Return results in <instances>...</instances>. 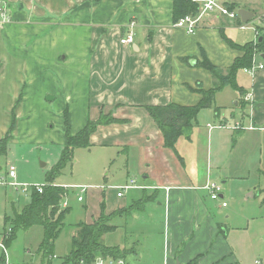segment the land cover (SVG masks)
<instances>
[{"label": "crops", "instance_id": "crops-1", "mask_svg": "<svg viewBox=\"0 0 264 264\" xmlns=\"http://www.w3.org/2000/svg\"><path fill=\"white\" fill-rule=\"evenodd\" d=\"M1 1L6 5L9 21L0 19V116L8 117V126L0 127V140L8 133L13 114L17 121L25 112V106L35 105L43 114L52 112L44 94L33 98L31 90L45 83L54 91L57 86L65 85L70 92L65 103L79 98L75 113L80 115L79 127L73 129L75 117L71 108L69 111L59 109V113L65 115V131L66 117L72 134L77 135L89 121H97L102 114L113 115L119 122L99 126L90 138L91 147H123L125 163L128 155L132 157L136 162L135 171L141 177L140 188L127 191L132 198L129 202L122 200L127 192L118 197L115 190L116 196L108 200L107 189L98 187L101 190L99 207L93 212L88 202L85 206L87 217L92 218L84 223L92 224L102 213V202L109 216L142 201L139 208L112 219L110 225L117 229L103 237V241L107 238L109 241L104 245L128 251L126 258L118 261L124 264H188L197 259L198 264H250L237 254L229 234L224 233L223 224L218 221V201L212 200L205 189L208 183H215L213 179L218 180V165L213 168L207 163L200 166L198 162L201 137L205 141L208 135L212 151L214 132L218 130L196 128L190 140L181 138L178 141L176 154L164 146L163 134L147 107L198 104L202 96L192 89L201 85L209 90L214 79L207 70L196 67V62L191 65L186 59L202 60L205 53L226 75L242 52L231 49L224 42L220 29L239 45L256 41L255 33L249 36L242 30L235 31L226 19L212 15L203 20L196 33L188 34L174 26V0ZM48 15L60 16L59 25L70 26L71 52L62 50L52 57L47 53L48 45L55 46L57 37L49 36L54 28H50L52 21ZM132 23H135V42L122 45L121 39ZM49 59H52L50 64ZM255 60L264 64V54L257 55ZM49 66L59 73L55 77L57 81L49 75ZM239 75L237 82L244 94L230 87L239 94L232 96L234 109L220 102L226 107L214 105L202 112L209 111L215 120L228 122L225 114L231 111L232 117L243 121L246 127L264 130V69L254 75L245 74L247 80ZM226 88L217 94L215 102ZM215 107L219 108L218 112ZM215 149L218 150V143ZM69 194L67 189L62 203L67 201ZM222 197L224 200L225 196ZM148 198V202H144ZM64 208H70L69 204ZM219 208L221 212L227 207L221 205ZM140 222L148 227H137ZM77 224L72 240L78 231ZM155 226H164L162 246L157 255L155 250L139 249L140 237L147 240L156 236ZM116 234L120 236L117 239L112 237ZM132 236L137 239L132 240ZM256 261L263 264L262 259Z\"/></svg>", "mask_w": 264, "mask_h": 264}, {"label": "rangeland", "instance_id": "rangeland-1", "mask_svg": "<svg viewBox=\"0 0 264 264\" xmlns=\"http://www.w3.org/2000/svg\"><path fill=\"white\" fill-rule=\"evenodd\" d=\"M221 1L226 2V4H237L238 9L235 10L236 12L247 10L255 15L248 22L249 29L243 32L249 36L254 33V28L264 20V0ZM48 18L52 21L50 28H54L49 36H57L55 46L48 45L47 47L49 56L52 57L62 50L71 52L70 37L72 32L69 30L70 26L59 25L60 16L48 15ZM218 18L220 17L218 16ZM226 20L235 31H240L234 22ZM17 50L20 49L17 48ZM51 61L52 59H49L48 64ZM48 70H50L49 75L54 78L53 80L57 81L58 79L55 78L59 75L57 70L53 66H49ZM239 74L240 77L248 79L244 70L240 71ZM69 90L72 91L71 88ZM31 93L33 98L42 97L44 94L46 105L52 109V112L43 114L35 105L25 106L23 110L25 112L17 118V133L14 134L9 144L8 154L0 161V181L5 179L10 182L8 172L13 165L17 168L19 183L44 186L47 174L58 163L61 152L65 147V115L64 112L60 114L59 109L63 108L69 111L71 108L75 117V121L73 119V129L78 128L80 115L76 114L75 110L79 98L74 97L69 102L70 106L65 103L67 96L70 94L65 85L62 87L61 85L57 86V91H54L53 88H49V83L41 84L40 88L37 86L35 90H31ZM220 95L219 99L217 97L218 100L215 105H221L222 107L230 105L229 107L233 110L232 96L234 98L239 94L227 87ZM220 102H226V105L224 106ZM209 113V111H204L200 114L197 126L192 130L191 136L198 127L206 131V129H209V125L218 126L225 123L229 126V129H214L218 131L214 132L212 151L210 150L211 140L209 141L208 135H206L205 141L201 137L198 144L200 148L198 156L200 166L207 163V165L209 164L215 168V165H218V180L214 181L213 179V182L222 186L221 194L225 196L224 200H218V221L223 224L224 233L229 234L231 244L244 261L255 264L256 260L262 259L264 264V130L256 129L252 132L246 131L242 134H235L233 131L241 130L233 129L239 121L232 117L231 111L225 114L228 122L215 120L214 116ZM235 117L238 118L237 115ZM6 121H8V117L4 119L3 116H0V127H7ZM242 122L240 121V123ZM242 125L246 128L245 124L242 123ZM209 131L211 130L209 129ZM217 136L218 138H216ZM183 139L189 140L186 137ZM216 143H218V150L215 149ZM180 147L184 148L183 146ZM123 149V147L119 148L117 145L77 149L72 163L56 178L55 184L70 188L67 203L71 211L65 220L63 233L55 242V256L58 259L53 261V264H61V257L71 249V235L75 229L74 225L92 218L87 217L86 214L85 206L87 202L93 212L94 208L99 207L101 196V190L99 189H107L105 193L107 199L110 200L116 196L114 187L130 185L132 180L136 181V185L139 186L141 182L139 178L141 177L135 171L136 162L128 155L129 160L125 163ZM73 186L88 187V191L82 194L81 189H72ZM33 193L34 189L32 188L25 192L23 187L0 185V242H2L5 233V217L21 213L31 202ZM95 194L97 196L92 197ZM126 194V197L122 200L127 203L132 198L129 192ZM80 196L85 199L83 203L78 201ZM224 201L228 206L222 208L220 212L219 207ZM211 203L213 202L211 201ZM136 226L139 228L148 227L142 226L141 222ZM163 229L164 226H155L154 233L156 236L147 240L139 236L141 238L139 249H143L145 252L155 250L157 255L162 246L161 233ZM7 230L10 231L9 225ZM112 237L117 239L120 236L116 234ZM43 238L44 230L41 226L22 229L18 231L16 239L6 250L0 248V256L5 251L7 264H42L44 258L39 253V246ZM130 239L129 237V242ZM133 239H137V237L132 236ZM108 242V238L103 241L104 244H108ZM45 263L48 262L45 261Z\"/></svg>", "mask_w": 264, "mask_h": 264}, {"label": "trees", "instance_id": "trees-1", "mask_svg": "<svg viewBox=\"0 0 264 264\" xmlns=\"http://www.w3.org/2000/svg\"><path fill=\"white\" fill-rule=\"evenodd\" d=\"M228 4V5H227ZM226 5L231 10H237V4ZM199 12V6L193 0H174L173 1V20L177 23L186 16H195ZM237 24H242L241 18L237 19ZM259 37L256 41L239 45L231 40L224 29H220V35L224 42L233 50L242 52L237 57L224 75L203 53L202 60L186 59L192 65L196 62V67L207 70L214 79L211 89L205 90L201 85L192 91L199 93L202 98L200 102L193 106L179 104H169L167 106H149L147 111L158 125L164 137V146L173 150L176 154L177 143L181 138L191 139V132L197 126L198 117L203 110L214 107L216 96L226 87H231L240 94H244V89L238 85L237 77L240 71L251 68L255 58L259 54H264V29L258 27ZM260 39H262L260 41ZM215 112L219 108L215 107ZM16 115L13 114L8 133L0 140V161L8 154L9 144L13 139L16 129ZM119 122L113 115H104L97 121H89L87 126L77 135H73L70 128L68 117H66V140L67 143L62 150L60 160L47 174L43 193L34 190L31 202L21 213L5 217V229L2 243L5 248L9 247L16 239L18 231L29 229L34 226H41L44 230V238L39 246V253L44 258V263L51 262V257L55 255V242L61 236L65 228V220L71 208L62 209V201L67 195V189L55 184V180L72 163L77 149H89L91 147L90 138L99 126H106ZM181 158V156L179 155ZM182 159V158H181ZM1 168V167H0ZM145 199L144 202H148ZM142 201L131 206L129 209L117 211L114 215L105 214V203H101V215L92 224L79 223L76 236L72 240L69 253L61 258V264H94L98 259L122 260L126 258L128 251L119 246L108 247L103 243L106 234L114 232L117 227L110 225V221L121 214L129 213L131 210L139 208ZM9 225V230L7 226ZM10 233H9V232ZM0 264H7L6 253L0 256ZM188 264H198L194 260Z\"/></svg>", "mask_w": 264, "mask_h": 264}, {"label": "built area", "instance_id": "built-area-1", "mask_svg": "<svg viewBox=\"0 0 264 264\" xmlns=\"http://www.w3.org/2000/svg\"><path fill=\"white\" fill-rule=\"evenodd\" d=\"M195 3L198 4L199 6V12L197 15L192 16H186L185 18L181 19L177 23L174 24L175 27L184 29L188 34H194L196 31L200 28V26L203 23V20L206 17L209 16H219V17H224L225 19H228L236 24V26L242 30L246 31L249 29L248 23H243L242 24H237V19L240 18L238 12L235 10L229 9V7L226 5V2H223L221 0H193ZM0 19H2L3 22H8L9 17L7 15V9L6 5L3 3V1L0 0ZM135 23H132L130 25V29L128 33L121 39V44L122 45H132L135 42V37L136 33L134 31ZM258 27H261L264 29V20H262V23L259 26H256L254 28V33L256 35V39L259 37L258 33ZM256 60L253 63V66L251 68L245 69V73L254 75L257 71L263 70L264 69V64H258L256 65ZM229 126L225 123L219 124L218 126H212L209 125L210 130L214 129H229ZM234 130H245V131H254L256 130L255 127L250 126V127H244L242 123L238 122L235 127L233 128ZM8 176L10 179V182H7L5 179H2L0 181V185H5V186H13V187H23L24 191L27 192L29 188H32L34 190H37L39 193H43L44 186H32L28 184H22L18 182V174H17V168L15 166H11L9 168ZM66 189H70L69 187H65ZM135 188H140L139 186L136 185V181L132 180L130 185L126 186H117L114 187L115 190L118 192V197H123L124 194L132 189ZM72 189H81V193L85 194L88 191V187H83V186H73ZM207 191L210 193V198L212 200H223V197L221 194L222 193V186L219 185L218 183H208L207 186L205 187ZM66 197V196H65ZM84 198L81 196L78 198L79 202H82ZM68 203L67 201L62 203V208L67 207ZM223 207H227V203L222 204ZM0 248L3 250H6L4 247L3 243L0 242ZM58 258L54 255L51 257V262L45 263V264H53V261H56ZM44 264V263H42ZM83 264V263H81ZM94 264H124L122 261H116V260H111V259H106V260H98ZM256 264H262L260 261H256Z\"/></svg>", "mask_w": 264, "mask_h": 264}, {"label": "water", "instance_id": "water-1", "mask_svg": "<svg viewBox=\"0 0 264 264\" xmlns=\"http://www.w3.org/2000/svg\"><path fill=\"white\" fill-rule=\"evenodd\" d=\"M238 14H239L243 23H248L254 18V15L247 10H239ZM261 40L262 39H260V41Z\"/></svg>", "mask_w": 264, "mask_h": 264}]
</instances>
